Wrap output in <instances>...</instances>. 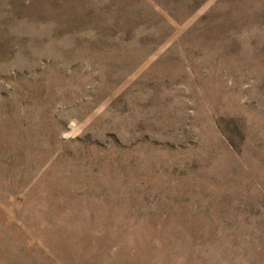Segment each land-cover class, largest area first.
Returning a JSON list of instances; mask_svg holds the SVG:
<instances>
[{"label": "rangeland", "instance_id": "obj_1", "mask_svg": "<svg viewBox=\"0 0 264 264\" xmlns=\"http://www.w3.org/2000/svg\"><path fill=\"white\" fill-rule=\"evenodd\" d=\"M0 264H264V0H0Z\"/></svg>", "mask_w": 264, "mask_h": 264}]
</instances>
